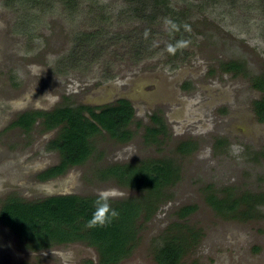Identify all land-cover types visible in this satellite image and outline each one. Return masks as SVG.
I'll return each mask as SVG.
<instances>
[{
  "label": "rangeland",
  "instance_id": "rangeland-1",
  "mask_svg": "<svg viewBox=\"0 0 264 264\" xmlns=\"http://www.w3.org/2000/svg\"><path fill=\"white\" fill-rule=\"evenodd\" d=\"M167 1L191 34L184 42L187 56L181 53L183 61L173 66L164 52V38L173 30L167 7L158 6L156 13L151 7L137 12L130 0H0V207L9 198L59 194L136 197L135 190L104 177L106 168L171 159L179 179L165 190L166 200L119 264H157L153 250L174 224L200 236L182 264H264V198L246 219L240 215L244 206L224 215L207 201L211 193L264 196V122L253 104L263 93L252 86L264 74V0ZM150 33L155 37L148 43ZM141 44L158 52L136 61L133 53ZM230 62L242 63L243 72L224 71ZM121 96L133 103L132 138L118 142L102 131L91 138L92 153L83 164L40 181V173L60 160L47 149L57 129L45 131L37 121L26 132L12 121L27 111ZM154 111L167 125L157 142L145 137ZM184 141L196 149L180 153ZM187 205L196 211L178 219L177 210ZM84 260L98 263L96 250L85 243L32 251L0 221V264Z\"/></svg>",
  "mask_w": 264,
  "mask_h": 264
},
{
  "label": "trees",
  "instance_id": "trees-1",
  "mask_svg": "<svg viewBox=\"0 0 264 264\" xmlns=\"http://www.w3.org/2000/svg\"><path fill=\"white\" fill-rule=\"evenodd\" d=\"M130 1L137 3L138 6L134 8L137 12L151 7L153 12L155 10L157 13L158 6L167 7L165 12L168 11L173 19V30L164 38L167 41L164 52L172 66L176 61H183L180 55L182 53L187 56L185 47L178 48L175 54H170L167 49L169 45L184 43L186 38H191V34L182 27L183 23L179 22L177 15L168 8V1ZM154 37L155 33H150L144 41L150 43ZM136 47L133 53L136 61L158 52L153 51V54L142 44ZM75 62L76 60L72 61ZM223 70L239 73L243 72V65L240 62H230L225 64ZM252 86L263 93V97L253 104L258 119L264 122V74L254 78ZM150 118L152 125L146 127V141L152 139L153 142H157V137L166 134V124L161 116L153 115ZM133 119L134 109L130 102L118 100L114 104L100 108L81 104L63 105L45 112L27 111L12 121V127L27 132L40 121L45 131L57 129L55 137L48 142L47 149L56 151L60 160L38 176L40 181H46L62 176L71 167L83 164L92 153L91 138L102 131L118 142L130 140L133 135L129 126ZM195 149L196 146L191 141L181 142L177 147L182 154H190ZM103 175L110 176L123 187L137 192L136 197L109 200L111 207L119 215L104 227L92 229L86 227L94 211L93 202L97 196L72 194L50 196L35 201L9 198L0 207V221L15 232L32 251L79 242L96 250L97 264H119L132 254L141 228L152 219L158 207L166 200L165 190L178 181L179 167L171 159L141 160L109 166ZM263 198V195L250 193H244L238 198L229 194L226 198H220L211 193L207 201L216 212L224 215L244 206L245 209L240 215L246 219L256 212L257 207L263 203ZM196 209L195 205L182 206L176 214L178 219L184 220ZM166 234L162 236L161 245L153 250V259L157 264H182L183 258L198 244L200 238L198 232L179 224H174L173 233ZM81 264L94 263L91 260H84Z\"/></svg>",
  "mask_w": 264,
  "mask_h": 264
},
{
  "label": "clouds",
  "instance_id": "clouds-1",
  "mask_svg": "<svg viewBox=\"0 0 264 264\" xmlns=\"http://www.w3.org/2000/svg\"><path fill=\"white\" fill-rule=\"evenodd\" d=\"M186 43H178L177 45H169L167 51L175 54L178 48L185 47ZM110 197L107 193H101L93 202L94 211L91 218L87 221L86 227L89 229L96 227H104L111 223V220L119 215V213L111 207L109 203Z\"/></svg>",
  "mask_w": 264,
  "mask_h": 264
},
{
  "label": "flooded vegetation",
  "instance_id": "flooded-vegetation-1",
  "mask_svg": "<svg viewBox=\"0 0 264 264\" xmlns=\"http://www.w3.org/2000/svg\"><path fill=\"white\" fill-rule=\"evenodd\" d=\"M67 1H70V0H67ZM76 7H78L77 5H76ZM79 8V7H78ZM118 100H126V101H128V102H130V104L132 105V107H133V103H132V101L129 99V98H127V97H125V96H121V97H116L114 100H112V101H110V102H106V103H94V104H87V106H90V107H94V108H100V107H102V106H104V105H110V104H114L116 101H118ZM133 109H134V107H133ZM153 115H157V116H161V114L159 115V114H157L156 113V111H154V112H152L151 114H150V116H149V121H150V125L149 126H151L152 125V120H151V118L150 117H152ZM166 124V123H165ZM146 127H148V126H146ZM145 130H146V128H145ZM166 131H167V125H166ZM54 166V165H53ZM52 167V166H51ZM46 170V169H45ZM52 179H54V178H52ZM50 180V179H49ZM59 195H68V194H59ZM53 196H57V195H53ZM50 197V196H49ZM45 198V197H44ZM71 244V243H70ZM93 262V261H92ZM14 264H27V263H14Z\"/></svg>",
  "mask_w": 264,
  "mask_h": 264
}]
</instances>
